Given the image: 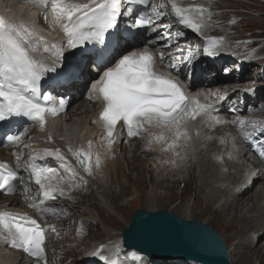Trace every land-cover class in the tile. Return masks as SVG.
I'll list each match as a JSON object with an SVG mask.
<instances>
[{
  "label": "snow or ice",
  "instance_id": "1",
  "mask_svg": "<svg viewBox=\"0 0 264 264\" xmlns=\"http://www.w3.org/2000/svg\"><path fill=\"white\" fill-rule=\"evenodd\" d=\"M27 2L41 9H50V26L59 28L66 38L69 48L75 49L85 43H104L106 34L110 33L117 25V19L121 15L133 12L129 7L126 12H121V0H27ZM148 0H128L129 4H146ZM171 5V14H174L178 22L185 27L200 33L205 27L203 19L208 9L200 6L182 7L177 0H161L159 9H166ZM157 16L166 15L154 8ZM47 22L49 12L43 13ZM33 23L23 18L10 19L0 14V121H6L12 117H26L38 124L43 130L46 126L47 117L57 116L64 111L65 101L60 100L59 106L50 103V95L40 94V81L45 73L55 72L56 63L49 65L43 60L37 59L30 53L36 50L33 37L44 41L45 38L38 34ZM151 21L141 17L136 19L133 26H144ZM182 33H178L180 35ZM222 38H209L204 52L213 55ZM56 50V60L62 56V46L58 42L45 41L44 50ZM193 53H189L190 58ZM163 59V54H161ZM104 61V54H99V62ZM175 68V65H173ZM94 98L102 100L103 108L98 117L106 131L107 145L110 148L114 143V132L119 122L127 127L128 135L140 134V129L145 123L162 129L153 139H164V131H173V142L168 147H174L176 141L182 137L187 139V131L183 128L182 121L185 117L194 119L196 115L205 111L203 105L195 102L192 108L188 97L182 87L171 78L155 70V59L147 51L131 52L125 54L115 64L108 67L103 75L92 85ZM11 141H19L20 136L9 137ZM52 139L51 136L48 137ZM92 142H88V150L78 149L73 154L83 169L92 175L89 166L91 158ZM69 151H72L69 148ZM45 156H56L65 159L60 149L43 150ZM19 160V154H17ZM36 157H29L31 177H34L36 185L44 199H40L38 209L44 204L45 199H55V193L63 195L60 186L65 179L71 177L60 176L54 168H40L34 163ZM96 167L100 165V157L96 156ZM75 176L76 173L68 168ZM18 173L6 163L0 162V191L6 195L17 192L16 182L19 180ZM55 181V183H53ZM27 191V189H25ZM32 199H39L32 197ZM48 211L55 212L54 209ZM55 231V229H53ZM45 232L36 219L27 214L10 212L7 209L0 210V240L9 246L23 250L38 261L46 260ZM121 247L119 243L107 249L105 253L103 245L95 250L92 255L98 257L104 264H124L129 258L139 261L140 256L136 252H128L124 261L120 259Z\"/></svg>",
  "mask_w": 264,
  "mask_h": 264
},
{
  "label": "bare ground",
  "instance_id": "2",
  "mask_svg": "<svg viewBox=\"0 0 264 264\" xmlns=\"http://www.w3.org/2000/svg\"><path fill=\"white\" fill-rule=\"evenodd\" d=\"M38 9L39 7H36L35 5L27 2V0H8V3L6 2V0H0V14H3L10 19H16L19 17L30 22V15L35 17L36 11ZM44 22L50 24L51 17L47 22L44 19ZM213 25L216 26L218 24ZM216 31L224 36H230L220 32L219 27H216ZM171 33L172 31L170 30L166 31V34H164L161 39H163L165 36L169 37ZM157 34H160V32ZM167 44L168 43H164V46H166ZM192 45H195V43L193 42ZM50 51L52 50L47 51V53L49 54ZM55 53L56 51L51 52V54ZM188 57L189 55L185 52V56L181 59V63L179 65L180 68L182 67L185 59H187ZM194 60V57L190 58L188 64L182 68V74L187 71L192 61ZM196 61L197 60H195V62ZM201 61L206 63V60L204 58H202ZM211 66L213 65H208L209 70L207 74L208 76L212 77L213 72ZM236 66H239V64H237V61L232 62V64L226 65L225 67L229 68L228 72H233ZM262 69H264V60L251 62L242 67V76H239L238 74L235 75L236 72L234 71L235 73L228 77L219 78L216 83H222V85L225 86L240 84L250 87V83L254 81L255 83H257L264 78V75L263 78L259 76V71ZM247 72H252V74L249 75L247 74ZM199 77H202V73L200 72ZM255 86L256 84L253 85V87ZM72 91H77V89H73ZM252 98V102L255 101L254 106L248 108L250 104H253L251 103ZM85 103L86 100H84L75 110L80 111L84 109ZM221 107L224 115L233 118L234 128L240 133L242 140L244 141V143L246 144V148L248 149L247 154L251 153L254 157L260 158L261 163L257 166L259 169H263L264 171V141L257 145L255 144V142L259 140L260 137H264V89H261L259 91L257 90V92H254L248 96L243 95V92H232L225 99ZM258 116L261 117V120H245V117ZM254 135L257 136L254 137ZM43 146L51 147L46 145V136L43 134H39L36 136L34 135L32 138L27 140L19 147V149L24 150L25 148L26 151H29L32 148L39 149ZM121 149L122 148L119 147L114 151L113 154L107 153L106 155H104L102 161L100 160L99 165V168L104 169L105 175H110L112 177L110 183L114 186L115 191L112 188L108 187L102 193L103 196L108 199L109 204L114 208L116 214L125 215V209L129 207V202H131V209L132 206L136 203L143 202V192L146 190V187L150 186L151 191L147 195V199L145 201H150L151 198L153 201L158 202L159 207L155 209L156 211L167 209V211L171 213L174 212V215L183 219L200 221L207 226H215L217 224L222 229L220 230L223 231V233H225V231L227 230H231L234 234V237L232 236L230 238L231 235H228V239L232 242H235L234 256L236 257V259H239L238 264H252L253 261L257 262L258 264H264V246H259V244L264 243V213H260L259 215L254 217H252L253 215L251 217H247L250 215L246 216V214H242L240 218H234V215L230 218L231 222L229 221L230 223H228L227 226L224 223V221L229 218L230 214H236L237 212L239 213L241 207L245 208L249 206V208L252 209H256L258 207L264 209V173L259 171V178L252 183L240 181V175H236L235 179L230 182L215 178V174L213 172H210L208 170V167L206 166L203 168V177L201 179H197V177L193 173H191L188 179L184 182V188L182 189L181 193H178L177 191L179 189V186H181V183L179 181H170L168 178L165 180L158 179V175H152V172L147 170V168L145 167L147 164L146 162L145 165L141 163L142 156L134 154L130 159L128 158L127 161L129 164L127 163V167L132 168L137 173L136 180H129L130 187H135L133 190L135 191L134 193L136 194V197L123 202L124 197H126L127 195V189L123 186V180L126 179L125 172L119 165L117 166L113 174L111 173L112 170L110 169L114 161H122L123 163L126 162V158H124L123 153L120 154V152H118V150ZM2 153L3 152H1V154ZM101 154L102 151L100 153L96 152L92 155V171L96 168V156L99 155L100 157ZM70 168H72L75 173L78 172L74 163ZM148 168L151 167L149 166ZM63 176L71 177V179L64 180V183L61 186L64 190L63 195L58 192V194L61 196L60 202L46 204V206H56L57 211H59V214H57L56 212H48L47 217H51V219L56 220L57 224L54 227H51V225H47L49 231L48 233L46 232V235L48 234L47 237L50 238L51 242L53 239V235L55 234L53 228L57 231L56 227H59L58 241H63L62 243L59 242L56 245L58 249L62 250V253L59 255L60 264H82V258L88 252H94L95 250L99 249L101 245H103L105 248L104 254H107V249L112 248L116 243H119L122 249L121 234L115 232V230L113 231L114 227L117 226V222L113 218L108 219V215L104 211V209L91 201V197L96 190L95 187L81 182L77 177L73 175L63 173ZM135 181L137 182L136 184L133 183ZM143 186L145 187L143 188ZM99 188L102 187L99 186ZM132 188L133 187H131V190ZM155 188L160 192L157 193ZM256 189L258 190L255 191ZM234 190H236L237 192H234ZM73 191H77L78 193H80V196L77 198L75 195H73ZM175 193L178 197L175 195ZM140 195H142V197ZM139 196L141 198L135 202L134 200ZM221 196L222 198H224L225 203L219 205ZM187 197H191L193 199V206H189V208H194L195 202V208L193 210L189 211V208L186 205ZM68 199L75 200L81 203L83 206L94 204L93 210H90L89 208L75 209L68 207L65 203ZM178 199L180 200V202L174 207V205L178 202ZM155 210L150 209L149 211L153 212ZM82 214L88 218L86 222H82V220L80 219V215ZM96 219L102 224V227L105 229V231L100 230L101 227L100 225H98L99 223L96 221ZM236 224H238V227ZM76 225L82 226L81 232L75 233L73 231L72 228ZM96 230L102 236L98 235L97 237H93L92 233ZM77 237H79L80 240L76 241ZM241 250L247 251L248 253H246V256H248L251 260L248 257H245V252ZM49 253H54L53 247L49 248ZM122 253L123 249L120 254V259L122 256L124 258L127 254L124 253V255H122ZM142 258L145 264H155L148 261L143 256ZM49 263L58 264L54 258H50ZM124 264L126 263L124 262ZM172 264L183 263H181V261H178Z\"/></svg>",
  "mask_w": 264,
  "mask_h": 264
},
{
  "label": "water",
  "instance_id": "3",
  "mask_svg": "<svg viewBox=\"0 0 264 264\" xmlns=\"http://www.w3.org/2000/svg\"><path fill=\"white\" fill-rule=\"evenodd\" d=\"M123 247L151 261L229 264L218 234L199 221H185L168 211L137 210L122 232Z\"/></svg>",
  "mask_w": 264,
  "mask_h": 264
},
{
  "label": "rangeland",
  "instance_id": "4",
  "mask_svg": "<svg viewBox=\"0 0 264 264\" xmlns=\"http://www.w3.org/2000/svg\"><path fill=\"white\" fill-rule=\"evenodd\" d=\"M244 25H247V24H218V27H219V31L220 32H222V33H225V34H227V35H230V36H241V37H244V36H248V34H250V33H257L258 31H256V30H259V31H261V30H264V24H254L255 26H254V29L255 30H253V29H251L250 28V30H251V32H249V33H246V31L245 30H242L241 28H240V26H244ZM225 28V29H224ZM213 30H215L214 28H213ZM254 31V32H253ZM234 34V35H233ZM228 37V36H227ZM214 69H216V67L214 68ZM219 70V69H218ZM216 73H215V76L216 77H225L226 76V72H225V70L224 69H221L220 71H215ZM260 72V74H259V76L262 78L263 77V75H264V69H262V70H260L259 71ZM227 74H229V73H227ZM231 75L233 74V73H230ZM245 74V73H244ZM247 74H249V75H251L252 74V72H247ZM262 82V83H261ZM260 85H264V80L262 79V80H260ZM83 100L84 99H81L80 101H78L75 105H74V109H76L82 102H83ZM251 107H253V104H250V106H248V108H251ZM261 120V117H256V118H253V117H246L245 118V120ZM254 137H255V135H254ZM262 141H264V138H261V139H259L258 141H257V143H261ZM250 157V156H249ZM253 161H257V158H251ZM141 163L143 164V165H145V163H144V161L143 160H141ZM120 166L121 167V169L125 172V175H126V179H124L123 180V186H124V188H126L127 189V195H126V197H124V200H123V202H126V201H128V200H130V199H133V198H135L136 197V194L134 193L135 191L133 190L135 187L134 186H131V187H133L132 188V190H131V187H130V183H129V180L131 181V180H136V178H137V173H136V171L135 170H133L132 168H127V163L125 164V163H123L122 161H119V162H113V164L111 165L112 167V169H113V172L116 170V168H117V166ZM146 168H147V170H149L150 171V168H148V165H146L145 166ZM111 176H109L108 178H107V180H106V183L108 184L106 187L108 188V187H110V188H112L113 190H114V186L113 185H111ZM133 183H137L136 181L135 182H133ZM81 187V186H80ZM145 186H143V188H144ZM183 185H181V186H179V189H178V193H180V191L183 189ZM142 188V187H141ZM142 188V189H143ZM151 188H150V186L149 187H146V190L143 192V194H144V196H143V202H140V203H136L135 205H133L132 206V209L130 208V204H131V202H129L128 204H129V207L128 208H126L125 210H126V214L125 215H118V214H116V212L115 211H113V212H111V213H107V218L109 219V218H113L116 222H117V226L116 227H114V229H113V231L115 230V232H118L119 234H121V232L124 230V228L127 226V224H128V222L131 220V218H132V216H133V213H134V211H136V210H147V211H149L150 209L151 210H155V209H157L158 207H159V203L158 202H155V201H153L151 198H150V201H145L146 199H147V195L150 193V190ZM156 189V188H155ZM259 189V188H258ZM258 189H256L255 191H257ZM115 191V190H114ZM156 192L158 193V192H160L159 190H157L156 189ZM80 194V193H79ZM77 192H74V195L78 198L80 195H79ZM175 195H176V193H175ZM141 197H142V195H140ZM138 197L137 199H135L134 201L136 202V201H138L141 197ZM177 196V195H176ZM105 197V196H104ZM164 197V196H163ZM178 197V196H177ZM92 199H94V198H92ZM105 199L108 201V199L105 197ZM144 202H145V204H144ZM180 202V200L178 199V202L174 205V207L178 204ZM186 202H187V204H186ZM186 202H185V204L188 206V208H189V206L190 207H192L193 206V199L191 198V197H187V200H186ZM66 203V205L68 206V207H71V208H89L90 210H92L93 209V205H89V206H83L82 204H80L79 202H77V201H73V200H67V202H65ZM94 203L95 204H97V201L96 200H94ZM108 203H109V201H108ZM113 208V207H112ZM194 208H195V202H194ZM194 208H189V211L190 210H193ZM48 209H54L55 210V212L57 213V214H59V211H57V209H56V206H47V212H51V211H48ZM114 209V208H113ZM163 210H167V209H163ZM54 212V213H55ZM241 212V213H240ZM240 212L238 213H236L235 214V217L234 218H240L241 217V215L244 213V214H246V216L247 215H250V216H247V217H251L252 215V217H254V216H257V215H259L260 213H264V209H262V208H256V209H252V208H249V206L248 207H245V208H240ZM51 213H53V212H51ZM130 213V214H129ZM174 213V212H173ZM176 214V213H175ZM239 214H241L239 217H237ZM80 218H81V220L82 221H84V222H86V220H87V218L84 216V215H81L80 216ZM227 218H228V216H227ZM98 223H99V225H100V227H101V229L100 230H104L105 231V229L102 227V224L98 221V220H96ZM230 221V216H229V218L228 219H226L225 221H224V223L226 224V226L228 225V223H230L229 222ZM249 221V220H248ZM240 222V221H239ZM124 223H127V224H124ZM57 223H56V221L55 220H53L52 221V223H50V225L51 226H53L54 227V225H56ZM216 224V223H215ZM245 224H248V223H245ZM237 225V227H238V224H236ZM243 225V224H242ZM241 225V226H242ZM210 227H212V229L213 230H215L220 236H221V238L223 239V242L225 243V245H226V247H227V251H228V253H229V256H230V262H231V260H232V264H238L239 263V259H236V257L234 256V244H235V242H232V241H230L229 239H228V235H231L230 236V238L233 236L234 237V234H233V232L231 231H225V233H223V231H221L222 229L216 224L215 226H210ZM57 228V231L55 230V234H54V238H53V241L50 243V247H54V253H53V255H51L50 254V258H54L55 259V261L58 263V264H60V258H59V255L62 253V250L61 249H57V244L60 242V243H62L63 241L62 240H59L58 241V239H59V237H58V229H59V227L57 226L56 227ZM73 231L75 232V233H78L79 231H81L82 230V227L79 225V226H74L73 228ZM221 229V230H220ZM89 230H91V229H89ZM47 231H49L48 229H47ZM233 235H232V234ZM98 235H101L97 230L95 231V232H93L92 233V236L93 237H97ZM102 236V235H101ZM77 240H80V238L79 237H77L76 238V241ZM225 240V241H224ZM259 246L260 247H263L264 246V243H261V244H259ZM241 251H244V250H241ZM245 253H244V256L245 257H248V256H246V253H248L247 251H244ZM249 258V257H248ZM250 259V258H249ZM251 260V259H250ZM73 264H76V263H73ZM231 264V263H230ZM252 264H258L257 262H252Z\"/></svg>",
  "mask_w": 264,
  "mask_h": 264
}]
</instances>
